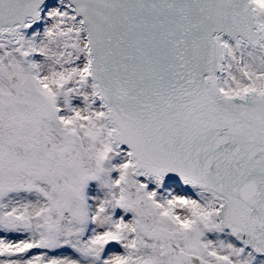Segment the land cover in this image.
Returning a JSON list of instances; mask_svg holds the SVG:
<instances>
[{
  "label": "snow or ice",
  "instance_id": "snow-or-ice-1",
  "mask_svg": "<svg viewBox=\"0 0 264 264\" xmlns=\"http://www.w3.org/2000/svg\"><path fill=\"white\" fill-rule=\"evenodd\" d=\"M0 264H264V0H0Z\"/></svg>",
  "mask_w": 264,
  "mask_h": 264
}]
</instances>
